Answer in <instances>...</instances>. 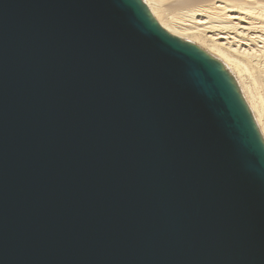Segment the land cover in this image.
<instances>
[{
  "label": "water",
  "instance_id": "water-1",
  "mask_svg": "<svg viewBox=\"0 0 264 264\" xmlns=\"http://www.w3.org/2000/svg\"><path fill=\"white\" fill-rule=\"evenodd\" d=\"M0 264H264V138L142 0H0Z\"/></svg>",
  "mask_w": 264,
  "mask_h": 264
},
{
  "label": "bare ground",
  "instance_id": "bare-ground-1",
  "mask_svg": "<svg viewBox=\"0 0 264 264\" xmlns=\"http://www.w3.org/2000/svg\"><path fill=\"white\" fill-rule=\"evenodd\" d=\"M171 35L220 61L264 138V0H142Z\"/></svg>",
  "mask_w": 264,
  "mask_h": 264
}]
</instances>
